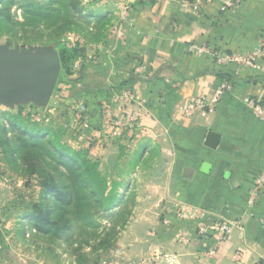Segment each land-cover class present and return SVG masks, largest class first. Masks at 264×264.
Masks as SVG:
<instances>
[{
  "label": "crops",
  "instance_id": "1",
  "mask_svg": "<svg viewBox=\"0 0 264 264\" xmlns=\"http://www.w3.org/2000/svg\"><path fill=\"white\" fill-rule=\"evenodd\" d=\"M183 1L118 0L127 23L109 51L81 63L80 79L63 83L76 100L68 103H81L97 131L108 106L112 123L123 124L111 126V134L121 130L140 161L135 166H144L129 181L141 182L137 189L151 212L127 228L133 255L141 244L140 255L157 251L173 264H264V192L252 207L248 199L264 173V119L247 103L264 109V71L220 67L209 52L189 51L195 46L225 55L255 48L264 32V0H244L225 11L220 8L229 0H212L198 11ZM217 72L229 75L231 91L211 111L188 110L193 101H212L221 81ZM122 91L132 99L112 98ZM209 131L220 135L215 149L204 146ZM102 143L95 142V154ZM233 220L240 228L221 244L196 235L201 221ZM181 236L189 241L182 243Z\"/></svg>",
  "mask_w": 264,
  "mask_h": 264
},
{
  "label": "rangeland",
  "instance_id": "2",
  "mask_svg": "<svg viewBox=\"0 0 264 264\" xmlns=\"http://www.w3.org/2000/svg\"><path fill=\"white\" fill-rule=\"evenodd\" d=\"M183 2L185 7L187 1ZM123 8L125 5L118 4V0H0V48L6 46L8 51L18 53L29 47L51 49L58 56L60 49L70 48L78 53L71 72L60 71L53 95L46 104L38 105L31 100L14 102L12 106L0 104V264H173L163 260L157 251L140 255L141 244L133 249V255L127 228L133 220L148 218L151 212L143 201L145 194L137 189L141 182L130 186L129 181L134 174L143 172L144 166H135L140 161L134 155V147L124 145L121 130L111 134L112 125L106 124L103 113L106 106L102 109L101 131L90 124L84 108L88 126L83 127L81 103H68L76 100L72 98V89L63 84L68 78L80 79L81 63H93L97 51H109L110 44L114 46L118 32L127 23L120 15ZM194 50L209 52L211 61L217 65L212 60L215 50L189 48ZM137 71L141 72L139 68ZM32 132L37 136L30 135ZM19 135L30 139L29 142L51 139L79 154L77 159L58 155L67 164L76 165V160L81 158L95 163L109 184L112 180L121 183L119 203L109 214H95L81 222V226L61 229L66 219L69 224L79 225L71 219L75 211L67 213L70 206L61 207L60 200H52V188L42 187V177L27 173L21 156L14 152ZM115 138L121 141L119 148L112 147ZM98 141L104 143L102 148L99 146L101 153L95 154L98 146L94 145ZM54 145L46 142L48 147ZM59 170L57 173L55 168L48 169L55 182L61 179L59 174L67 172L61 165ZM38 210L47 212L54 222L50 234L38 232L39 223L29 219Z\"/></svg>",
  "mask_w": 264,
  "mask_h": 264
},
{
  "label": "trees",
  "instance_id": "3",
  "mask_svg": "<svg viewBox=\"0 0 264 264\" xmlns=\"http://www.w3.org/2000/svg\"><path fill=\"white\" fill-rule=\"evenodd\" d=\"M77 57L78 53L75 49H60L59 60L61 70L69 74ZM216 76L222 81L229 82V75L225 73L217 72ZM35 133L32 132L30 135L36 137L37 133ZM29 141L30 139L19 135L17 139L18 144L14 151L21 156L22 163L27 168V173L29 175L36 173L38 176H41L43 179L42 187L47 189L52 188V191H50L53 197L52 200L54 202L60 200L61 207L70 206L66 211L67 213L75 211V213L71 214V219L78 221L79 225L69 224V221L66 219L61 229L81 226V222L83 223L89 217L95 216V214H109L119 203L121 195L118 189L121 183L112 180V183L109 184V180L105 176L100 175L95 163H91L86 158H81L80 161L76 160V165L67 164L63 161L62 157L61 160L58 159V155L71 156L73 159H77L79 154L70 151V148L51 139L46 142L55 144L52 147L46 146V142L44 141ZM5 142L10 143L8 140H5ZM13 148L14 145L12 144ZM8 153H11V151ZM60 165L67 172L65 175L59 174L61 179L55 182L48 169L53 170L55 168L57 173H60ZM87 208L89 210L86 211ZM29 219L39 223L36 226L38 232L43 235L50 234L49 229L50 226L54 225V222L49 218L47 212L38 210L34 215H30Z\"/></svg>",
  "mask_w": 264,
  "mask_h": 264
},
{
  "label": "water",
  "instance_id": "4",
  "mask_svg": "<svg viewBox=\"0 0 264 264\" xmlns=\"http://www.w3.org/2000/svg\"><path fill=\"white\" fill-rule=\"evenodd\" d=\"M61 71L59 56L51 49L29 47L18 53L0 48V104L31 100L46 104L53 95ZM220 135L209 131L204 146L215 149Z\"/></svg>",
  "mask_w": 264,
  "mask_h": 264
},
{
  "label": "built area",
  "instance_id": "5",
  "mask_svg": "<svg viewBox=\"0 0 264 264\" xmlns=\"http://www.w3.org/2000/svg\"><path fill=\"white\" fill-rule=\"evenodd\" d=\"M185 7L191 9V10H198V7H203L206 3L211 2L212 0H185ZM244 0H229L228 2L223 3V6L220 8L221 11H225L226 9H235L237 8ZM191 49H194L193 47ZM212 60L220 66H226L229 64H235L236 66L242 67V68H251V69H259L264 71V32L262 35V38L260 40V43L253 48L252 50H249L244 53H238V54H225V55H219L218 53L213 54ZM232 89V86L229 82L222 81L218 87L216 88L214 92L213 99L210 103H205L200 100L194 101L192 104H189L188 110H191L193 108H200L205 109L208 108L209 111L212 110V108L219 102L220 98L228 94ZM113 99L117 101H123L127 102L132 99V95L126 91L122 93H114ZM247 103L251 106V108L254 110L257 116L264 119V109L260 103H257L253 100L247 101ZM82 107V106H81ZM84 110L82 107L80 119L83 123V127L88 126V117L84 115ZM109 107L106 106V109L103 111L105 122L108 125L115 126L117 128L123 127V124L121 122H114L109 118ZM79 118V115H77ZM264 192V173L259 175L255 180L253 181L252 188L249 191L248 199H249V205L252 207L256 203L258 197ZM190 216L192 214H189ZM234 228H240V222L239 220H233V221H222L219 223L214 224H208L205 221H201L199 225H197L196 228V235L199 238H205L207 236H212L216 242V244H221L225 242L232 232ZM180 241L182 243H187L189 240L185 236L180 237Z\"/></svg>",
  "mask_w": 264,
  "mask_h": 264
}]
</instances>
